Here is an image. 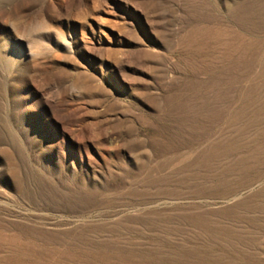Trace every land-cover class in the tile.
Segmentation results:
<instances>
[{
  "label": "rangeland",
  "instance_id": "374dc122",
  "mask_svg": "<svg viewBox=\"0 0 264 264\" xmlns=\"http://www.w3.org/2000/svg\"><path fill=\"white\" fill-rule=\"evenodd\" d=\"M244 1L0 0V264H264Z\"/></svg>",
  "mask_w": 264,
  "mask_h": 264
},
{
  "label": "bare ground",
  "instance_id": "6f19581e",
  "mask_svg": "<svg viewBox=\"0 0 264 264\" xmlns=\"http://www.w3.org/2000/svg\"><path fill=\"white\" fill-rule=\"evenodd\" d=\"M233 17L240 21L250 23L255 28L264 25V0H245L234 10ZM217 40V51L219 53L217 59L224 63L223 66H234L235 63L233 61L236 59V54L238 53L237 46L233 42L228 41L226 37H222L221 41L218 38Z\"/></svg>",
  "mask_w": 264,
  "mask_h": 264
},
{
  "label": "clouds",
  "instance_id": "9594fccd",
  "mask_svg": "<svg viewBox=\"0 0 264 264\" xmlns=\"http://www.w3.org/2000/svg\"><path fill=\"white\" fill-rule=\"evenodd\" d=\"M62 43H64V44H67V41L66 40H64V41H61Z\"/></svg>",
  "mask_w": 264,
  "mask_h": 264
}]
</instances>
